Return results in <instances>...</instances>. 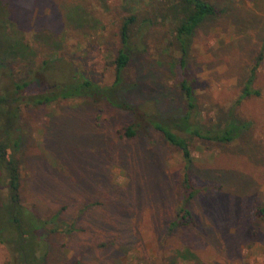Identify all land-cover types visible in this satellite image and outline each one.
<instances>
[{
  "label": "rangeland",
  "instance_id": "374dc122",
  "mask_svg": "<svg viewBox=\"0 0 264 264\" xmlns=\"http://www.w3.org/2000/svg\"><path fill=\"white\" fill-rule=\"evenodd\" d=\"M213 2L229 6L195 32L187 57L198 104L211 124L235 104L264 41V4ZM161 5L160 0H0V68L20 81L36 73L38 86L48 89L55 86L47 78L51 72L40 71L47 60L112 85L116 76L109 61L120 45L123 17ZM171 32L168 22L152 26L146 49L140 35L133 38L134 54L123 73L127 86L112 97L174 124L185 98L178 87L184 77L181 54L170 45ZM18 42V50L11 48ZM257 86L262 95L237 107L253 122L239 140L192 143V175L205 189L192 202L202 224L196 230L170 226L182 201L180 150L156 130L133 139L118 133L139 120L140 112L86 98L21 103V144L14 158L23 205L47 221L45 264H264V223L253 217L254 208L264 205V60ZM8 176L4 169L2 233L8 225ZM35 217L27 222L39 223ZM0 264H14L2 243Z\"/></svg>",
  "mask_w": 264,
  "mask_h": 264
},
{
  "label": "trees",
  "instance_id": "16d2710c",
  "mask_svg": "<svg viewBox=\"0 0 264 264\" xmlns=\"http://www.w3.org/2000/svg\"><path fill=\"white\" fill-rule=\"evenodd\" d=\"M160 3L163 5L159 6L158 10L155 9V12H148L145 15L134 13L123 17L120 29H118L120 45L116 55L109 61L115 69L116 76L112 85L103 84L83 73H77L71 66H67L69 68L67 70L66 65L60 64L58 68L47 60L40 71L51 72L47 74V78L54 80L55 86L48 89L38 86L36 73L20 81L15 78L12 71L0 68V167L2 168L0 181L2 185L5 184L2 180L4 169L9 175L6 181L8 194L4 203L8 225L7 231L4 230L3 233L0 228V243L11 249L14 264H45L47 257V252L43 251L45 240L43 231L46 230L47 221L39 216L35 217L37 214L33 209L23 205L21 200V176L14 158L15 151L21 144L19 139L21 103L46 105L62 99L86 98L94 102L107 101L111 106L132 110L135 113L140 112L138 113L139 120L134 119L133 122L119 129L118 133L121 137L133 139L149 129L156 130L161 132L167 143L180 150L184 163L180 184L182 201L170 226L183 230H196L202 226L192 208L193 200L205 190L196 185L192 175L191 166L194 162L192 143L201 140L223 145L231 144L239 140L253 126L251 120L244 119L237 113V107L244 99L262 95V90L257 86V80L264 60V41L263 49L256 54V62L250 67L235 104L228 106L224 112H218V120L215 123H207L201 106L198 104L197 79L188 75L187 57L193 47L195 32L206 21L222 14L229 5L222 7L213 0H160ZM252 3L264 4V0H252ZM161 22H168L171 26L174 40L170 45L181 54L180 65L184 76L178 87L184 95L185 105L174 124L155 117L156 114L155 116L146 114L140 105H134L126 99L123 100L124 102L114 101L112 97L116 91L123 92L124 87L127 86V83L123 82V73L134 54L131 45L133 38L140 35L142 48L146 49L148 47L146 36L150 28ZM260 30H264V20ZM11 48L18 50L19 42ZM47 65L49 66L46 67ZM66 73H68L67 76ZM63 76L66 78H61ZM221 175L227 174L222 173ZM29 215L37 218L39 223L27 222ZM253 217L264 223L263 204L254 208ZM109 242L104 241L103 245L108 246ZM117 243L115 241L112 245ZM187 253H181L183 258H188Z\"/></svg>",
  "mask_w": 264,
  "mask_h": 264
}]
</instances>
